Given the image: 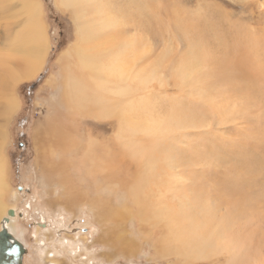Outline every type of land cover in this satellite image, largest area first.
<instances>
[{"label": "rangeland", "instance_id": "1", "mask_svg": "<svg viewBox=\"0 0 264 264\" xmlns=\"http://www.w3.org/2000/svg\"><path fill=\"white\" fill-rule=\"evenodd\" d=\"M98 1L119 24L100 14L108 27L80 44L61 0H0V62L13 69L33 52L19 38L26 2L44 61L14 83L18 106L0 119V230L23 246L21 264H264V0ZM84 48L104 89L80 65ZM120 58L121 79L109 65ZM34 81L26 102L20 88ZM57 123L72 144L47 128L40 160L37 129ZM239 233L241 258L224 245Z\"/></svg>", "mask_w": 264, "mask_h": 264}, {"label": "bare ground", "instance_id": "2", "mask_svg": "<svg viewBox=\"0 0 264 264\" xmlns=\"http://www.w3.org/2000/svg\"><path fill=\"white\" fill-rule=\"evenodd\" d=\"M25 1V0H24ZM61 2H62V6H66V7H70L73 11H74V13L76 14V17H77V26H78V31H79V34H82L84 37H81L80 36V44H81V41L82 42H87L88 40H90L91 41V35H93V37L96 39L98 36L99 37H101V35L103 34V33H101V32H103L104 31V29L103 28H106V27H108L107 26V24H103L102 26L100 25V18H96L97 16H99L100 14H102V15H104L105 16V18L107 19V21H109L110 23H112L113 22V24H114V26L115 25H118L119 24V20H118V17H114L113 16V18H112V21L110 20V18H107V16H108V12L105 10V12L104 13H102L100 10H98V7H99V5H101V2L100 1H98V0H61ZM31 3V2H30ZM25 6H26V8H27V11H28V14L30 15V18H29V21H28V24L26 25V28L24 29V31H22V32H20V34H19V38L21 39V44H27V43H31L32 44V46H33V52H31L32 54H30V52H29V56H27L23 61H25V63L24 64H26V63H28V64H26V65H24L23 64V66H26V67H22L23 69H26L27 67L29 68H34V67H36V65H38V62L40 61H42V53L41 52H39V49H40V46L42 47V44H40L41 43V34L39 33H37L36 32V29L37 28H39V22H38V17H40L39 16V14H38V10H37V6H33V5H29L28 4V2H26L25 4H24ZM101 7V6H100ZM104 10V9H103ZM89 13H97L96 14V16H94L93 17V19H92V21L90 22L89 21V19H88V15H89ZM99 25V26H101L100 28H96L95 27V25ZM103 37V36H102ZM102 39V38H101ZM103 43V42H102ZM28 46V45H27ZM31 47V46H30ZM43 48H44V46H43ZM22 49V48H21ZM85 49V48H84ZM25 50V49H24ZM28 51H30V50H28ZM24 52V51H23ZM76 53H77V55H78V59H79V61L81 62L80 63V65L84 68V69H86L87 68V70L88 71H91L92 73H93V75H94V79L96 80V85H97V87H98V89H104V82H105V76L107 75L106 74V70H105V68L104 67H102V66H98V64H96V62H94V61H96V59H95V57H93V56H91L90 54H88V52H87V50L85 49V50H82V49H77V51H76ZM8 57V56H7ZM6 57V58H7ZM31 58L30 60H27V59H29V58ZM19 62V61H18ZM17 62V63H18ZM190 62V61H189ZM194 62H196L195 64H197V61H194ZM40 64V63H39ZM194 64V63H193ZM195 64H194V66H195ZM259 64V63H258ZM28 65V66H27ZM41 65V64H40ZM39 65V66H40ZM109 65H113L114 67H116V69H117V72H118V76H119V79H121V76H122V72L124 73V72H127L126 70H124V67L123 66H125L124 65V62H123V59L122 58H120L118 61H111L110 63H109ZM199 65H200V63H199ZM190 66H191V62H190ZM256 67V66H255ZM29 68V69H30ZM192 68V67H191ZM196 68L197 67H195V70H196ZM188 69V68H187ZM193 69H194V67H193ZM38 70V69H37ZM189 70V69H188ZM23 71V70H22ZM191 71H192V69H191ZM36 72V71H35ZM35 72H33V74L35 73ZM193 73H194V71H193ZM28 74H29V72H28ZM28 74L26 75L27 77H28ZM125 74V73H124ZM11 75H14V74H11ZM17 79H18V77H19V80H20V76H15ZM7 78V77H6ZM15 78V79H16ZM11 79V78H10ZM71 79V78H70ZM12 80V79H11ZM14 80V79H13ZM12 80V82H14ZM73 83V85H75L76 83L73 81L72 82ZM129 83V82H128ZM8 85V84H7ZM9 88V87H8ZM5 89H7V87L6 88H4L3 90H5ZM2 91V90H1ZM4 92L2 91V94H3ZM5 95V94H4ZM75 95H78V94H75ZM75 95H72V96H68V98H70V97H73V96H75ZM5 97V96H4ZM4 100L0 103V104H2V108H1V110H0V119H1V121L3 120H6L7 118H8V116L11 114V113H13L15 110H16V108H17V106H18V103H17V99L13 96V95H10L9 93H8V95L5 97V98H3ZM133 103V102H132ZM68 104V103H67ZM70 105V104H69ZM129 105V104H128ZM98 111V110H97ZM130 112V111H129ZM54 117V116H53ZM131 118H132V116H131ZM49 123V122H48ZM48 125V124H47ZM129 125V124H128ZM43 127H45V126H43ZM39 128V129H37V134H36V138L35 139H37V145H38V150L40 151V160H44L45 161V158H46V156H47V154H45V152H46V150L45 149H43V145H44V140H45V136L46 137H48L49 136V134H48V132H51V134H52V136H53V138H54V136H57V138L58 137H61L57 142H60L61 143V146L63 147V143L64 144H67V143H69V145L70 144H72V143H70V140L71 139H68V142L66 143L64 140H63V136H65V137H67L68 138V136H70L69 135V132L70 131H68L67 130V128L65 127V126H63V127H61V125L60 124H51L50 125V127H45V128ZM47 128L48 129H50L48 132L46 131L47 130ZM47 133H46V132ZM134 131V130H133ZM46 134H48V136L46 135ZM0 135H1V129H0ZM51 137V136H50ZM49 139V138H48ZM52 140V139H51ZM50 140V141H51ZM55 140H56V138H55ZM67 141V140H66ZM72 141H73V139H72ZM53 142V141H52ZM63 142V143H62ZM46 144V143H45ZM58 144V143H57ZM68 144H67V146H69ZM54 146V145H53ZM59 146V145H58ZM62 147H60V148H62ZM59 149V148H58ZM66 149V148H65ZM65 149H63V150H65ZM53 150H55V149H53ZM52 151V150H51ZM57 151V150H56ZM48 152V151H47ZM53 153H54V151H52ZM48 157V156H47ZM1 163H2V157H0V192L1 191H4V189L6 188V182H5V179H4V174H3V168H2V165H1ZM101 163H102V161H101ZM91 168V167H90ZM107 169V168H106ZM111 169V168H110ZM160 186V185H159ZM140 189L142 190V188L140 187ZM139 192V191H138ZM137 194V193H136ZM136 194H135V196H136ZM1 195V194H0ZM141 195V194H140ZM145 195V194H144ZM150 195V194H149ZM159 196L160 197H158L157 195H155V197H157V198H162V196L159 194ZM136 198V197H135ZM138 198V197H137ZM142 199V198H141ZM134 201H135V199H134ZM0 204L2 205V201H1V199H0ZM93 204H94V202H93ZM145 204H147V206L149 207V208H151V201L150 200H145L144 201V207H145ZM154 205V204H153ZM94 206V205H93ZM166 207V206H165ZM157 208V207H156ZM161 208V207H160ZM168 208V207H167ZM113 211H117V210H120V208H118V207H113L112 206V208H111ZM163 209V208H162ZM123 210V209H122ZM165 210H166V208H165ZM169 210V209H168ZM168 210H166V211H168ZM1 212L3 211V209H1L0 210ZM116 213V212H115ZM167 213V212H166ZM165 213V214H166ZM160 214V213H159ZM164 214V215H165ZM168 215H169V212L167 213ZM170 215H171V213H170ZM173 216V215H172ZM194 216H195V214H194ZM159 217H161L160 215H159ZM167 217V216H166ZM118 218V217H117ZM164 218V217H163ZM172 218V217H171ZM170 219V218H169ZM169 219H167V220H169ZM173 220H174V216H173V218H172ZM97 220V219H96ZM166 220V219H165ZM192 220H194V219H192ZM174 222H176V223H179V222H177V221H174ZM8 224V223H7ZM7 226V225H6ZM9 227H10V224H9ZM11 228V230L14 228V227H10ZM173 230V229H172ZM14 231V230H13ZM186 231V230H185ZM198 231H199V229L196 227L195 229H193V232H194V234H197L198 233ZM173 232H175V231H173ZM190 232H192V231H190ZM194 234H191V235H189V236H193V238H199L200 240H203V236L204 235H200L199 237H197V235H194ZM210 234H214V236H212L211 235V237H222V233L220 232V231H217V230H212L211 232H210ZM186 235V234H185ZM177 236V235H176ZM181 236V235H180ZM246 236V235H245ZM173 237H174V239H175V241L177 242V241H180V242H182L181 240H180V237L179 236H177L176 238H175V234L173 233ZM211 237H209V238H211ZM232 237V236H231ZM248 237V236H247ZM252 238V237H251ZM245 239H247V238H245ZM244 239V235H243V233L242 234H236L235 236H233V239H231L230 241H233V243H234V245H232L233 243H230L229 242V240L225 237L224 238V241L226 242V243H224V245L225 246H227L228 248H230V251H231V249H234L233 250V255L235 256V257H239L240 256V258L243 256V251L246 249V246H245V243H244V241H247V240H245ZM248 240H249V238H248ZM210 241H213V238H211L210 239ZM23 243V242H22ZM219 245H221V244H219ZM234 246V247H232V246ZM212 246H213V244H211V246H209V245H206V244H203V246H202V248L199 250V254H204V251H202V250H206L207 252H210V250L209 249H212ZM224 250V249H223ZM229 251V250H228ZM235 251H237V252H235ZM197 252V251H196ZM232 253V252H231ZM53 255V254H52ZM48 256H49V254H48ZM49 257H51V255L49 256ZM234 257V258H235ZM244 257V256H243ZM239 260V259H238ZM243 260V259H242ZM241 263H242V261H240ZM49 264H59V262H56L55 260H51V262H49ZM238 264V263H237ZM240 264V263H239ZM263 264V263H262Z\"/></svg>", "mask_w": 264, "mask_h": 264}, {"label": "water", "instance_id": "3", "mask_svg": "<svg viewBox=\"0 0 264 264\" xmlns=\"http://www.w3.org/2000/svg\"><path fill=\"white\" fill-rule=\"evenodd\" d=\"M22 254L23 246L4 225L0 230V264H10L12 259L21 264Z\"/></svg>", "mask_w": 264, "mask_h": 264}, {"label": "crops", "instance_id": "4", "mask_svg": "<svg viewBox=\"0 0 264 264\" xmlns=\"http://www.w3.org/2000/svg\"><path fill=\"white\" fill-rule=\"evenodd\" d=\"M31 58H29V59H27V60H30ZM7 62H9V61H1L0 62V65L3 67V69H2V73L5 75L4 77H7L6 79H3V78H1L0 79V96L2 97V96H7L8 95V91H6V92H4L3 91V89H4V86L6 85V84H10L11 83V89H10V95H14V93H11V91H12V87H13V85H14V83L17 81V80H19V77H18V79L16 78V77H13L14 78V80L10 77V71L12 70V73H14V74H16L17 72L19 73V71H21V70H23V73L22 74H16L17 76H20V79H23V78H26V79H30V78H32V77H34L41 69H42V65H43V58H42V61L40 62H38V65H36V67H32V68H26V69H23L24 67H26V66H23V64L25 63V61H13L12 63V65H11V67L13 68V69H10L8 66L6 67V65H7ZM18 62V63H17ZM41 65H40V64ZM26 64H28V63H26ZM26 64H24V65H26ZM40 65V66H39ZM28 66V65H27ZM23 67V68H22ZM38 69V70H37ZM36 71V72H35ZM28 72H29V74H28ZM33 72H35L34 74H33ZM28 74V77L26 76V75ZM9 75V76H8ZM14 81V82H12L11 81V79ZM16 78V79H15ZM4 92L3 94H2V91ZM5 94V95H4Z\"/></svg>", "mask_w": 264, "mask_h": 264}, {"label": "trees", "instance_id": "5", "mask_svg": "<svg viewBox=\"0 0 264 264\" xmlns=\"http://www.w3.org/2000/svg\"><path fill=\"white\" fill-rule=\"evenodd\" d=\"M38 81H34V82H31V83H28V84H24V85L21 86L20 90L22 91V95H23V97H24L26 102L30 101V96L33 93V86L37 85ZM25 91H26V93H25Z\"/></svg>", "mask_w": 264, "mask_h": 264}]
</instances>
